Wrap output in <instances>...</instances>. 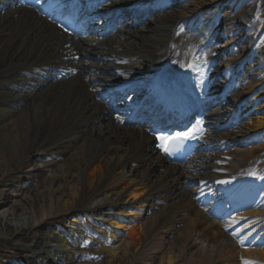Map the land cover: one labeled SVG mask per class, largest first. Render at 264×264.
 Returning <instances> with one entry per match:
<instances>
[{"label":"bare ground","instance_id":"bare-ground-1","mask_svg":"<svg viewBox=\"0 0 264 264\" xmlns=\"http://www.w3.org/2000/svg\"><path fill=\"white\" fill-rule=\"evenodd\" d=\"M118 1L117 8L121 10L124 0ZM175 1L179 4L181 0L169 1L167 5ZM223 2L216 4L221 6ZM158 5L164 6L163 0H158ZM150 8L149 5L148 11L136 14L134 25L130 23L122 34L81 45L64 38L29 10L0 14V189L15 183L13 174L25 162L40 165L33 183L45 171L44 181H48L42 189L33 184V197L24 206L13 208L16 215L26 216L20 227L14 224L13 217L0 215L1 253L18 254L26 260L33 256L41 259L39 264H54L43 252V237L26 249L16 242V237L26 229L40 230L52 216L61 215V227L65 228L66 224L76 223L82 212L104 210L109 225L99 233L106 242L102 243L105 247L101 252L110 258L109 264H143L149 260L150 264H243L245 260L264 264V247L252 246L261 238H254L246 250L239 251L233 236L226 235L220 224L211 222L203 210L197 209L192 191L183 187L186 182H194L209 189L214 182L232 181L233 186L237 185L234 193L250 208L244 211L243 219L248 221L247 227L255 229L241 240L247 242L264 224V207L256 206L264 199V178H248V173L264 170V160L258 161L264 159V152L258 154L264 151V138L252 134L251 138L262 142L253 140L250 146V139L245 140L242 143L247 149L233 151L225 142L234 131L221 133L224 125L213 123L222 115H237L247 103L242 95L222 100L224 111L208 116L210 130L203 153L198 161L186 165V173L164 165L142 129L128 128L109 119L97 101L96 91L105 87L101 84L105 76H116L113 81L126 85L127 90H135L138 85L153 98L174 94L164 91L165 85H176L178 97L193 92L183 77L191 76L188 66L189 62L195 63L194 43L200 37L210 40L211 54L217 46L210 30L206 34L196 30L190 38L179 26L191 29L194 19L206 15V11L179 16L165 12L146 24ZM211 18L206 17L202 26H219ZM228 25L238 33L243 30L239 24ZM74 55L99 59L90 64L81 60L78 66L83 68L82 74L68 80L46 84L40 81L39 67ZM256 60L264 66L263 57L258 55ZM194 75L200 79L192 78L190 84L202 86L209 97L219 99L216 89L209 91L207 84L202 85L201 78H207V74ZM250 100L248 104L253 107L258 96ZM248 126L245 132L264 131V115L255 117ZM93 201L99 203L97 208L90 207ZM53 242L66 249L63 241ZM116 244L118 248L114 247ZM143 248L149 253L147 259L137 257ZM0 264L8 263L0 260Z\"/></svg>","mask_w":264,"mask_h":264},{"label":"rangeland","instance_id":"rangeland-1","mask_svg":"<svg viewBox=\"0 0 264 264\" xmlns=\"http://www.w3.org/2000/svg\"><path fill=\"white\" fill-rule=\"evenodd\" d=\"M219 1L223 0H183L180 1L181 5L179 4V8L177 6L174 12L177 15H187L198 12L203 8L217 7L214 8L216 12L214 19L217 24H222L220 27L215 26L210 29V37L214 40L215 45L217 44L216 53H219L218 49L225 46H229L230 51L220 55L222 56L221 61H216L219 65L217 72L219 73L221 70L223 76L218 79L220 81L217 87L223 88L226 81L228 84H232L233 76L237 79L235 80V86H229L232 87V92L235 90L236 96L244 95L247 91L251 94L253 88L264 86V67L260 68L257 64L260 62L256 60L258 55L264 57V0H224L223 5L218 6L216 3ZM235 3L238 4L236 8L223 7L225 4L231 7ZM171 9L172 7H168L156 12ZM151 16L149 15L147 19L152 21ZM228 24H239L243 27V30L238 33L237 30L230 29ZM183 30L186 31L184 28ZM186 33L194 35L195 32L187 31ZM200 33L206 34L204 29ZM194 47H197L195 56L199 57L197 61L201 62V65H207L216 58L214 54H210L208 44L201 37L197 43H194ZM244 53L247 54L244 55ZM256 114H259L256 117L264 115V95L258 97L257 104L253 107L252 115L246 125L252 123V119ZM221 119L219 120L220 123H226L224 121H227V116L224 115ZM245 126L243 124L237 133L245 131ZM38 166L40 165L37 163L25 162V165L13 174L15 183L9 184L7 188L0 189V195H2L0 198V203H2L0 205V215L8 216L11 219L13 217L14 224L18 227H20V221L26 216L16 215L13 208H20L28 203L26 200L33 197V184L42 189L46 183L44 181L45 176H47L46 171L33 183V176L38 174ZM33 169H35L34 172ZM30 182L31 184H29ZM21 188L24 192L20 193ZM98 205L99 203L96 201L90 203V207L93 208H97ZM106 213L104 210H96L94 214L88 211L84 214L82 212L79 214L80 217L76 223L66 224L65 228L61 227L63 222L61 215L52 216L44 221L43 228L40 230L31 228L22 231L16 237V242L26 249L32 247L38 238L43 237L45 240L43 241V252L49 259L55 261L54 264H109L111 262L110 258L101 252L105 246H102L104 239L100 236L101 229L107 226ZM164 235L166 236V234ZM56 239L67 241L69 246L62 250L58 247L59 244L53 242ZM152 240L147 244L152 243ZM104 243L106 244V242ZM118 246V244L114 245L115 248H118ZM148 254L146 248H143L141 252L137 253V257L147 259ZM98 256L101 257L98 259L96 258ZM0 260L8 264H39V261H41V259H35L33 256H31V259L26 260L18 254H4L1 252ZM143 264H150V260Z\"/></svg>","mask_w":264,"mask_h":264},{"label":"snow or ice","instance_id":"snow-or-ice-1","mask_svg":"<svg viewBox=\"0 0 264 264\" xmlns=\"http://www.w3.org/2000/svg\"><path fill=\"white\" fill-rule=\"evenodd\" d=\"M188 67L189 69H191L193 68V65H189ZM70 71H72L73 74H75V69H70ZM200 131H202V129L197 128L192 131L176 133L175 135H160L157 137V139L160 141L158 146L165 155H171L172 150L177 141L181 139H191L194 137L195 133L200 132ZM240 243L243 244L244 241L241 240ZM243 264H254V262L245 260L243 261Z\"/></svg>","mask_w":264,"mask_h":264}]
</instances>
